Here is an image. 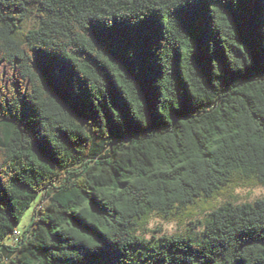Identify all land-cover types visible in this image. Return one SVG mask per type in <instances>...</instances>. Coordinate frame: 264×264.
I'll return each mask as SVG.
<instances>
[{
  "label": "trees",
  "instance_id": "16d2710c",
  "mask_svg": "<svg viewBox=\"0 0 264 264\" xmlns=\"http://www.w3.org/2000/svg\"><path fill=\"white\" fill-rule=\"evenodd\" d=\"M0 127V264H264V0H0Z\"/></svg>",
  "mask_w": 264,
  "mask_h": 264
},
{
  "label": "rangeland",
  "instance_id": "374dc122",
  "mask_svg": "<svg viewBox=\"0 0 264 264\" xmlns=\"http://www.w3.org/2000/svg\"><path fill=\"white\" fill-rule=\"evenodd\" d=\"M33 12L28 14L25 17L21 25L22 33H26L28 30L33 29L38 26V18L35 15L36 6L31 7ZM3 130L0 127V141L3 139ZM264 199V186L260 184L256 185H247L242 184L238 187L231 189L226 192L223 196L214 201V206L223 205L227 202L231 204H238L241 202L253 203L257 199ZM36 200L33 201L31 206L24 211L20 223L16 226L20 232H23L24 228L29 224L32 211L36 206ZM207 216V211L203 207L199 206L194 211L192 216L187 219L181 220H166L155 215H150L149 218L140 225V228L137 230L139 235L149 238L151 235H161V234H185V236H190L193 238H198L203 230V224L205 217ZM12 238L8 237L4 240V243L9 245L12 243Z\"/></svg>",
  "mask_w": 264,
  "mask_h": 264
},
{
  "label": "built area",
  "instance_id": "2783aa9c",
  "mask_svg": "<svg viewBox=\"0 0 264 264\" xmlns=\"http://www.w3.org/2000/svg\"><path fill=\"white\" fill-rule=\"evenodd\" d=\"M13 234H14L15 236H19V235H20V231H19L18 229H15V230L13 231Z\"/></svg>",
  "mask_w": 264,
  "mask_h": 264
}]
</instances>
